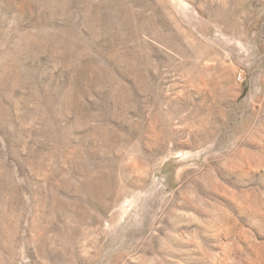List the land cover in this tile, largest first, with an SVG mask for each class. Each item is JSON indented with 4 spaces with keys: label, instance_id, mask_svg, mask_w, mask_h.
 Segmentation results:
<instances>
[{
    "label": "rangeland",
    "instance_id": "rangeland-1",
    "mask_svg": "<svg viewBox=\"0 0 264 264\" xmlns=\"http://www.w3.org/2000/svg\"><path fill=\"white\" fill-rule=\"evenodd\" d=\"M0 264H264V0H0Z\"/></svg>",
    "mask_w": 264,
    "mask_h": 264
}]
</instances>
